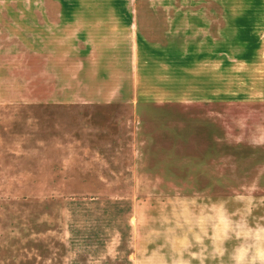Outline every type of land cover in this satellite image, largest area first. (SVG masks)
<instances>
[{"label": "rangeland", "instance_id": "1", "mask_svg": "<svg viewBox=\"0 0 264 264\" xmlns=\"http://www.w3.org/2000/svg\"><path fill=\"white\" fill-rule=\"evenodd\" d=\"M21 31L81 48L0 65V264H264V0H0Z\"/></svg>", "mask_w": 264, "mask_h": 264}, {"label": "crops", "instance_id": "2", "mask_svg": "<svg viewBox=\"0 0 264 264\" xmlns=\"http://www.w3.org/2000/svg\"><path fill=\"white\" fill-rule=\"evenodd\" d=\"M198 10V9H197ZM44 11V10H43ZM55 11V10H54ZM56 12V11H55ZM197 12V11H196ZM54 13V12H53ZM43 19H46V15L42 12ZM50 14V12H49ZM189 26V25H188ZM242 31L243 29L247 30L245 27L240 26ZM239 29H236L235 31H238ZM194 31H202L200 27H195ZM19 32V31H18ZM67 31H37V34L34 35V40L30 39V33L29 31H21V35L18 33L14 35L11 40V48L7 49L6 51L12 52V57L7 58L5 57L3 51H1L0 54V65H6L7 62L13 61L15 58L18 57L19 60L21 59L24 61H29V53L31 52H37V58L40 62L41 68L44 70L46 67V62H48V66L50 67H57V66H68L72 67L74 63L77 62V55L76 51H78L79 45L77 38L72 39V32L69 31V38L66 34ZM17 36V37H16ZM64 37H66V40L68 38L67 44L64 46ZM5 51V52H6ZM20 53V54H18ZM21 55V57H20ZM15 57V58H14ZM10 59V60H8ZM60 62V63H59ZM64 62V63H62ZM74 62V63H72ZM9 64V63H8ZM14 65V63H12ZM41 77L45 78V71L41 73ZM26 95V96H25ZM24 95L22 92V95H18L17 99H23V98H31L30 95H27V93ZM12 97V98H13ZM47 98L46 94L38 95V100L43 99L45 101ZM49 98H55V100H63L67 98L63 95H58L56 97L55 94H50Z\"/></svg>", "mask_w": 264, "mask_h": 264}]
</instances>
